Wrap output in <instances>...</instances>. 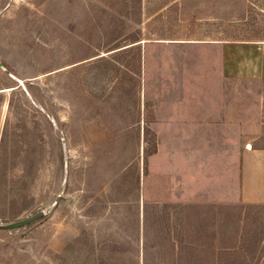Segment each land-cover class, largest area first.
I'll use <instances>...</instances> for the list:
<instances>
[{
  "label": "rangeland",
  "instance_id": "374dc122",
  "mask_svg": "<svg viewBox=\"0 0 264 264\" xmlns=\"http://www.w3.org/2000/svg\"><path fill=\"white\" fill-rule=\"evenodd\" d=\"M246 43L264 0H0V224L45 211L0 228V264H261L239 157L264 76L225 65Z\"/></svg>",
  "mask_w": 264,
  "mask_h": 264
},
{
  "label": "crops",
  "instance_id": "0c3cea01",
  "mask_svg": "<svg viewBox=\"0 0 264 264\" xmlns=\"http://www.w3.org/2000/svg\"><path fill=\"white\" fill-rule=\"evenodd\" d=\"M233 48L225 47V65L232 76H264V45L246 43L238 46L237 49H242L239 57L242 60L233 64L236 67L234 70L230 67L231 60L239 54L233 53ZM245 52H257L258 60H247ZM239 201L245 204H264V146L252 144L240 152ZM261 264H264V257Z\"/></svg>",
  "mask_w": 264,
  "mask_h": 264
},
{
  "label": "water",
  "instance_id": "95a60500",
  "mask_svg": "<svg viewBox=\"0 0 264 264\" xmlns=\"http://www.w3.org/2000/svg\"><path fill=\"white\" fill-rule=\"evenodd\" d=\"M44 214H45V211L40 210V211H38V212H36L30 216H27L25 218L0 224V228H5V229L18 228V227L24 226L28 223H31V222L37 220L39 217L43 216Z\"/></svg>",
  "mask_w": 264,
  "mask_h": 264
},
{
  "label": "trees",
  "instance_id": "16d2710c",
  "mask_svg": "<svg viewBox=\"0 0 264 264\" xmlns=\"http://www.w3.org/2000/svg\"><path fill=\"white\" fill-rule=\"evenodd\" d=\"M143 235H144V233H143ZM141 250L143 252V260H144L146 257V252H147V243H146V240L144 239V237H143V242H142L141 247H138V250H137L138 253L136 256H137L138 261H139V256H140L139 254H140Z\"/></svg>",
  "mask_w": 264,
  "mask_h": 264
}]
</instances>
